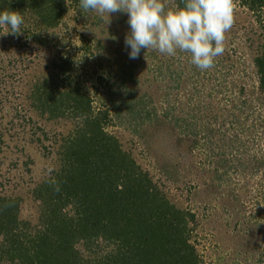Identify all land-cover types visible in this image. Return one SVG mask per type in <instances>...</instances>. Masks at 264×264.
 <instances>
[{
  "label": "rangeland",
  "instance_id": "374dc122",
  "mask_svg": "<svg viewBox=\"0 0 264 264\" xmlns=\"http://www.w3.org/2000/svg\"><path fill=\"white\" fill-rule=\"evenodd\" d=\"M66 3L55 29H39L29 14L17 39L0 25V194H18L21 217L37 222L31 189L55 168L54 141L74 125L37 113L32 93L68 59L66 79L108 111L106 130L122 150L171 203L194 215L192 241L203 264H264V96L253 62L264 51L257 19L264 10L234 0L225 51L202 71L179 50L142 49L130 59L127 13L109 14L107 22L79 0Z\"/></svg>",
  "mask_w": 264,
  "mask_h": 264
},
{
  "label": "trees",
  "instance_id": "16d2710c",
  "mask_svg": "<svg viewBox=\"0 0 264 264\" xmlns=\"http://www.w3.org/2000/svg\"><path fill=\"white\" fill-rule=\"evenodd\" d=\"M244 4L253 13L264 10L263 0ZM177 5L183 7L181 0ZM68 9L66 0H0V11L29 14L44 30L55 29ZM257 19L264 32V14ZM31 36L38 42L39 35ZM253 62L264 96V51ZM53 66L58 76L35 87L33 106L49 120L65 118L74 126L54 141L55 168L31 189L35 224L21 217L18 194H0V264H203L192 241L194 215L171 203L122 150L106 130L108 111L66 79L70 60ZM104 80L100 76L98 84Z\"/></svg>",
  "mask_w": 264,
  "mask_h": 264
},
{
  "label": "clouds",
  "instance_id": "9594fccd",
  "mask_svg": "<svg viewBox=\"0 0 264 264\" xmlns=\"http://www.w3.org/2000/svg\"><path fill=\"white\" fill-rule=\"evenodd\" d=\"M183 7L166 8L164 0H79L82 10L109 14H128L130 32L124 43L130 59L141 50H156L175 56L177 50L189 53L191 63L204 71L225 51V34L234 24V0H181ZM23 24L19 12L0 11V25L18 34Z\"/></svg>",
  "mask_w": 264,
  "mask_h": 264
}]
</instances>
